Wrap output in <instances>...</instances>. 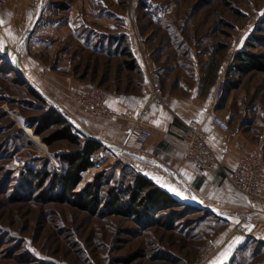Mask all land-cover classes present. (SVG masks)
<instances>
[{"label":"rangeland","instance_id":"1","mask_svg":"<svg viewBox=\"0 0 264 264\" xmlns=\"http://www.w3.org/2000/svg\"><path fill=\"white\" fill-rule=\"evenodd\" d=\"M64 1L69 3L64 10L46 4L44 14L48 25L55 19L67 22L86 17L84 3ZM98 1L90 0L91 16L97 17L103 7L104 13H99L100 16L114 17L115 30L119 28V31L106 26L101 34L87 31L83 25L73 27L76 35L66 34L67 28L58 30L51 24L36 28L34 15L16 48L0 51V264H196L213 243L214 234L209 229H218L215 225L211 227V223L217 222L215 219L200 217L201 212H195L192 205L183 202L166 211H174L175 216L168 220L169 227L162 223H141L134 217L117 213H94L50 198L53 195L51 176L63 166L58 153L69 150L72 144L62 140L49 145L44 137L51 130L37 132L39 117L52 103L39 98L22 74L41 87L22 63L28 62L30 53H39L32 52V47L48 45L40 39L49 40L50 33L53 41L62 36L58 42L55 40V49L67 46L70 50L74 46L77 50L72 49L68 54L81 53V57L59 59L69 63L66 67L72 73L65 74L68 81L83 82L84 86L71 89L72 97L77 89L95 86L108 90L110 97L120 87L131 85L139 96L132 99L135 104L146 97V66H152L161 72L163 86L171 94L173 104L193 99V92L203 103L227 101L229 129L233 122L247 130L258 140L257 148L264 160V68H254L242 75L237 67L239 55L255 59L262 55L264 59V0H140L133 9L131 0H102L100 5ZM84 33L99 51L84 48L86 43L80 40ZM117 35L128 38L138 61L137 71L122 68L123 58L116 54L119 51ZM16 52H19L22 72L10 62ZM239 78V86L233 87ZM224 86V96L227 88L231 89L225 99H219V90ZM25 125L31 128V133L24 130ZM33 134L38 138L34 139ZM125 154L126 161L103 147L97 154L96 165L83 173L77 190L83 189L99 173L104 174L101 190L104 197L113 186L134 183L140 173L131 164L136 158L127 151ZM40 171L49 173L42 188L35 175ZM160 221L166 218L162 216ZM252 244L247 243L240 256L225 264L263 262L264 253L255 255L256 244ZM260 247L264 251V246Z\"/></svg>","mask_w":264,"mask_h":264},{"label":"crops","instance_id":"2","mask_svg":"<svg viewBox=\"0 0 264 264\" xmlns=\"http://www.w3.org/2000/svg\"><path fill=\"white\" fill-rule=\"evenodd\" d=\"M79 2L85 4L86 17L67 22L55 19L49 21L50 24L53 27H58V30L67 28L66 34L70 32L73 35H76L75 31H72L73 27L78 28L83 25H86L87 31H97L101 34H104L103 30L106 26L113 27L114 32L119 31V28L115 30L114 17L100 16L102 14L99 13H104L101 12L103 7L98 10L97 17L93 18L88 7L90 0H79ZM100 2L102 0L98 1V5L101 4ZM47 3L59 6V10L67 9L69 4L64 0H42L40 3L39 0L0 1V20L3 21L0 23L1 52L5 48H16L20 36L26 33L34 15L37 17L36 28L48 25L44 14ZM74 5H72V12ZM50 24L48 26H51ZM85 34L83 37L80 36V40L86 43L84 48L99 51V48L89 43L90 39L85 38ZM61 38L62 36L55 39L56 42ZM77 39H79L78 35ZM40 40L48 45L32 47V52L39 53L34 55L29 52V56H31L28 60L29 63H22V67L27 70V73L32 72L35 75L41 88L57 102V107L74 117L79 123H83L89 132L101 139L105 143L107 152H111L114 157L122 158L125 161L127 160L126 151L135 154L136 160L131 163L135 171L151 178L184 205H192L195 212H201L200 217L203 218L206 215V218L210 216L217 221L211 223V227L215 225L218 229H209V233L214 234L211 240L214 243L222 244L215 255L214 264L233 261L236 256H240V251L247 245L249 239L264 242V197L250 199L246 193L234 187L227 175L203 170L195 162L186 159L185 156L188 141L185 132L186 122L182 118L185 112L204 120V126L211 135V142L227 169L236 167L242 152L257 148L258 140L249 135L243 127L230 122V129L223 130L213 122L215 114L221 115L226 120L229 119L230 114L226 111L227 101H220L219 104L215 101L203 103L196 99L197 95L193 92V99L182 102L175 101L172 107L154 110L145 118L146 126L151 131L145 145L138 150H127L125 142L134 123L131 118L94 115L86 106H84L85 110L81 109L72 97L71 89L84 85L81 81L67 80L65 74L72 73V71L66 67L69 63L61 61L66 57H81V53L73 51L72 55H69L68 52L72 49L77 50L74 46L70 50L67 46H58L55 49V40L53 41L51 33L49 40L46 37ZM45 56L46 60L43 59ZM144 101L145 97H142L135 103V108H129L121 101L120 96L114 93L109 97L108 103L118 112H132L131 110L138 112ZM166 168L172 169L174 173H170ZM240 215L251 217L253 220L250 224H246ZM244 250L248 251L246 248ZM260 263L264 264V261Z\"/></svg>","mask_w":264,"mask_h":264},{"label":"trees","instance_id":"3","mask_svg":"<svg viewBox=\"0 0 264 264\" xmlns=\"http://www.w3.org/2000/svg\"><path fill=\"white\" fill-rule=\"evenodd\" d=\"M40 2L42 0H39ZM116 37L119 42V48L117 49L119 51L116 54H120L123 58L122 68L131 72L137 71L139 69L138 61L130 47L128 38L126 35H117ZM26 43L27 41L25 45ZM262 57V55H259V58L255 59L251 56L245 57L244 55H239L240 61L237 63L238 70L244 75L254 68L263 69L264 59H261ZM10 62L15 69L22 72V68H18L15 65L13 57ZM73 73L75 72L73 71ZM22 74L25 82L31 85L36 95L47 102L49 98L38 90L37 85L29 77L25 76L24 73ZM240 82V78L234 81L233 87H238ZM130 87L131 85L127 88L120 87L115 93L120 96L121 101L132 108L135 106L132 103V99L137 97V95L135 94L134 87L133 89ZM230 89V87L227 88V94H225L223 99L228 96V90ZM51 103L48 110L39 117L37 132L43 134L51 130L44 137L49 145L57 141L65 140L71 143L72 147L69 150H62L58 153V158L63 162V166L61 168L62 171L53 173L51 176L50 187H53V195L51 197L49 196L50 198L71 203L94 213H117L134 217L135 220L141 223H149L150 225L158 223L168 224L169 219L173 220L175 218L174 211H166L179 204L182 205V202L168 190L160 187L151 178L141 173H138L134 183L111 187L106 197L101 192L102 186L104 185V181H102L103 173L97 174L83 189L77 190L80 182L83 180V173L90 167L96 165L97 154L105 147V143L102 140L93 139L84 135V132L72 122L68 113L57 107L52 101ZM55 126L56 128H54ZM127 152L130 153V151ZM132 155L135 156V154ZM48 174H42V171L35 174L39 180L37 182L39 187L42 188L44 186ZM184 211L186 212L188 209L186 208ZM162 216L166 218V221H160ZM249 242L256 244L253 249L255 255L264 253L260 247L264 246V242H259L254 239H249ZM136 254V256L139 255V253Z\"/></svg>","mask_w":264,"mask_h":264},{"label":"built area","instance_id":"4","mask_svg":"<svg viewBox=\"0 0 264 264\" xmlns=\"http://www.w3.org/2000/svg\"><path fill=\"white\" fill-rule=\"evenodd\" d=\"M139 3L140 0H131L132 9ZM225 90V86L219 90V99L224 97ZM108 97L109 91L102 86L80 88L73 92V99L96 115L126 117L134 121L125 142L127 150L141 149L151 135L145 125L147 115L155 109L172 107L173 104L171 94L163 86L161 72L152 66H146V97L138 112L115 111L108 105ZM182 118L186 122L185 132L188 137L186 159L195 162L203 170L227 175L234 187L246 193L250 199L264 197V160L259 148L242 152L236 167L227 169L212 144L210 132L205 129L204 123L198 117H190L188 113H184ZM213 122L221 129L229 130V123L223 117L215 116ZM241 219L246 224L253 220L245 216H241ZM221 246V243H211L196 264H214L212 257Z\"/></svg>","mask_w":264,"mask_h":264},{"label":"water","instance_id":"5","mask_svg":"<svg viewBox=\"0 0 264 264\" xmlns=\"http://www.w3.org/2000/svg\"><path fill=\"white\" fill-rule=\"evenodd\" d=\"M28 35V34H27ZM26 35V36H27ZM26 36L21 40L20 42V46L18 48V51H20L21 49V46L23 45V41L26 39ZM13 61L15 63V65L18 67V68H21L20 66V63H19V52H16L14 53L13 55ZM37 88L42 92L44 93L55 105H57V102L49 95L47 94L41 87H38ZM71 119H72V122L79 128L81 129L83 132H84V135L88 136V137H91L93 139H98V140H101L99 139L98 137H96L95 135H93L91 132H89L81 123H79L74 117H72L70 115ZM170 173H174V171L170 168H166Z\"/></svg>","mask_w":264,"mask_h":264},{"label":"bare ground","instance_id":"6","mask_svg":"<svg viewBox=\"0 0 264 264\" xmlns=\"http://www.w3.org/2000/svg\"><path fill=\"white\" fill-rule=\"evenodd\" d=\"M31 81H33V80H31ZM34 82V81H33ZM35 83V82H34ZM36 84V83H35ZM38 86V85H37ZM24 130L26 131V132H30L31 133V128L28 126V125H25L24 126ZM33 137H34V139H37L38 137L35 135V134H33ZM40 142V141H39ZM110 144V143H109ZM114 145H115V143H113ZM41 145H42V143H41ZM111 145V144H110ZM117 146V145H116ZM117 147H119V146H117Z\"/></svg>","mask_w":264,"mask_h":264},{"label":"snow or ice","instance_id":"7","mask_svg":"<svg viewBox=\"0 0 264 264\" xmlns=\"http://www.w3.org/2000/svg\"><path fill=\"white\" fill-rule=\"evenodd\" d=\"M0 23H3V21H2V20H0Z\"/></svg>","mask_w":264,"mask_h":264}]
</instances>
